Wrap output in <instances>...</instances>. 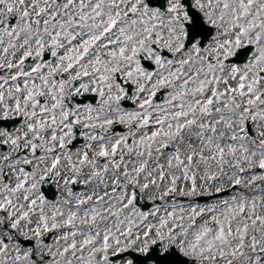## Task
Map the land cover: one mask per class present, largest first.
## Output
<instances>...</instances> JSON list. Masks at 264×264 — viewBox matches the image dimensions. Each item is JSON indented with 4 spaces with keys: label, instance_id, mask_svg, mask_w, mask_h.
<instances>
[{
    "label": "snow or ice",
    "instance_id": "1",
    "mask_svg": "<svg viewBox=\"0 0 264 264\" xmlns=\"http://www.w3.org/2000/svg\"><path fill=\"white\" fill-rule=\"evenodd\" d=\"M0 264H264V0H0Z\"/></svg>",
    "mask_w": 264,
    "mask_h": 264
},
{
    "label": "flooded vegetation",
    "instance_id": "2",
    "mask_svg": "<svg viewBox=\"0 0 264 264\" xmlns=\"http://www.w3.org/2000/svg\"><path fill=\"white\" fill-rule=\"evenodd\" d=\"M84 102L85 103H88V102H93L94 103V98L89 94L87 95L86 97L83 98ZM117 131H123V126H117L116 128ZM83 143L82 140H79L77 141V144H76V147H80V145ZM73 151H75V149H73ZM46 191L49 195V197H53V193L55 192V188L53 186L52 189H47L46 188ZM82 191H85V189L81 186V185H76L73 187V192L74 193H77V192H82ZM51 239V237H49V240Z\"/></svg>",
    "mask_w": 264,
    "mask_h": 264
}]
</instances>
